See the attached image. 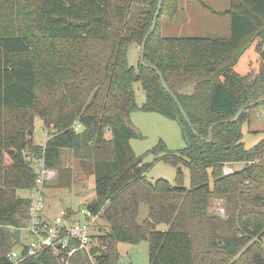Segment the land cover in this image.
Segmentation results:
<instances>
[{
    "label": "trees",
    "instance_id": "16d2710c",
    "mask_svg": "<svg viewBox=\"0 0 264 264\" xmlns=\"http://www.w3.org/2000/svg\"><path fill=\"white\" fill-rule=\"evenodd\" d=\"M183 1L188 0H163L151 31L159 0H4L0 264H57L49 249L17 263L8 254L22 238L10 226L26 223L31 202L18 190L36 186L40 164L58 170V188L72 187L64 150L95 175L96 198L85 206L101 212L109 225L99 223L95 237L108 248L107 264H118L117 242L143 240L149 243V264H264V138L251 148L242 141L249 109L264 100V0H228V38L163 36L162 15L173 17ZM147 34L135 67L129 48L142 46ZM138 82L146 95L142 105ZM137 110L177 121L186 146L170 149L160 140L137 154L131 144L142 136L131 124ZM35 117L48 130L45 144L29 136ZM151 154L186 165L190 186L181 168L175 183L151 181ZM213 197L223 199L225 215L209 210ZM143 203L149 212L140 222ZM162 223L168 227L159 229Z\"/></svg>",
    "mask_w": 264,
    "mask_h": 264
},
{
    "label": "rangeland",
    "instance_id": "374dc122",
    "mask_svg": "<svg viewBox=\"0 0 264 264\" xmlns=\"http://www.w3.org/2000/svg\"><path fill=\"white\" fill-rule=\"evenodd\" d=\"M3 5L4 0H0V6ZM229 6L228 0L183 1L180 3L176 15L173 17L168 13L162 15L161 33L163 36H221L224 34V29H227L230 16L227 13L218 11H225ZM140 56L141 45L132 44L128 53L130 64L137 67ZM135 88L137 103L142 105L146 99L145 92L139 82L135 84ZM249 113L250 120L242 123V141L247 148L253 147L264 138V100L257 106L250 108ZM131 124L142 134V136L131 140V144L137 154H143L151 150L160 140H164L170 149H179L186 146L180 124L158 112L134 111L131 114ZM29 136L36 144L46 143L49 133L41 118L35 117L34 124L29 129ZM63 156V163L73 169V185L68 189L58 188L57 170V177L49 181L45 188L47 203L52 207L51 214H56L64 207L72 209L82 208L87 202L96 198L95 175L87 174L85 165L83 164V166L79 159H75L70 150H64ZM146 161L153 162L147 172V176L151 181L164 178L175 183L176 178L180 174L179 168H181L184 184L190 186V170L186 165L175 166L156 157L154 154L148 155ZM240 166H242V163L230 165L229 168L233 171L234 167ZM224 170L228 169L224 168ZM18 194L22 197H29L33 194V190L20 189ZM209 210L213 213L225 215L223 199L213 197ZM148 212V204L143 203L138 220L142 222L147 218ZM100 223L102 228L109 227L103 220ZM167 227L165 223L158 226L159 229H166ZM116 247L119 252L118 264H149L148 241L143 240L139 243L119 241Z\"/></svg>",
    "mask_w": 264,
    "mask_h": 264
},
{
    "label": "built area",
    "instance_id": "2783aa9c",
    "mask_svg": "<svg viewBox=\"0 0 264 264\" xmlns=\"http://www.w3.org/2000/svg\"><path fill=\"white\" fill-rule=\"evenodd\" d=\"M225 169H228L226 173L232 172L229 166ZM56 177V169L41 164L36 186L29 196L28 219L24 225L11 226L24 235L8 257L17 263L49 249L57 264H107L103 257L108 248L95 238L101 234V212L93 213L84 206L78 209L64 207L51 214L52 207L47 203L45 188Z\"/></svg>",
    "mask_w": 264,
    "mask_h": 264
},
{
    "label": "water",
    "instance_id": "95a60500",
    "mask_svg": "<svg viewBox=\"0 0 264 264\" xmlns=\"http://www.w3.org/2000/svg\"><path fill=\"white\" fill-rule=\"evenodd\" d=\"M162 2H163V0H159L158 8H157V11H156V14H155V17H154L153 23H152L151 31H154V30L156 29V27H157V22H158V17H159V15H160L161 7H162ZM147 36H148V34L146 35L145 40H144V42H143V44H142V46H141V58H142L143 53H144V50H145V45H146V39H147ZM142 60H143V59H142ZM143 62H144V61H143ZM160 75H161V77H162L163 86H164L165 89H166V90H167V91L173 96V98H174L175 101L177 102V104H178L180 110H181L182 113L184 114L186 120L188 121L189 124H191V121H190V119H189V117H188L186 111L184 110V108H183L182 105L180 104V102H179L177 96H176V95L172 92V90L169 88L168 84L165 82V80H164V78H163V76H162L161 73H160ZM260 101H261V99H257V100H254V101H252V102H250V103L245 104L244 106H242V107L238 110V112H237V114H236V116H235V119H239L240 115H241V114H242V113H243L248 107H251V106L257 104V103H259ZM13 151H14V150H12V152H13Z\"/></svg>",
    "mask_w": 264,
    "mask_h": 264
},
{
    "label": "crops",
    "instance_id": "0c3cea01",
    "mask_svg": "<svg viewBox=\"0 0 264 264\" xmlns=\"http://www.w3.org/2000/svg\"><path fill=\"white\" fill-rule=\"evenodd\" d=\"M230 3V2H229ZM229 8V7H228ZM227 8V9H228ZM226 9V10H227ZM225 10V11H226ZM225 11H218V12H224L225 13ZM229 15V14H228ZM230 16V15H229ZM230 21H231V18L228 20V26H227V29L225 30L224 29V34H222L221 36H215V37H218V38H228L229 36H230V34H231V28H230ZM215 37H212V38H215ZM44 144V143H43Z\"/></svg>",
    "mask_w": 264,
    "mask_h": 264
}]
</instances>
